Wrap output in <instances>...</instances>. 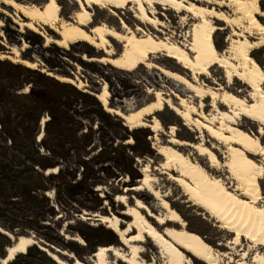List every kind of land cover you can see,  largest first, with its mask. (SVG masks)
Wrapping results in <instances>:
<instances>
[{
  "label": "bare ground",
  "instance_id": "bare-ground-1",
  "mask_svg": "<svg viewBox=\"0 0 264 264\" xmlns=\"http://www.w3.org/2000/svg\"><path fill=\"white\" fill-rule=\"evenodd\" d=\"M46 1L41 6L15 0H0V4L5 3L13 7L16 13L27 18L24 26L30 31L43 34L40 27L45 25L61 36L56 40L47 36V42L63 48L78 41L88 42L108 54L106 58L90 61L111 64L127 72L139 65H145L149 69L152 67L164 78L184 86L186 91L199 99V103L196 104L185 98L179 90L173 92L175 101L166 97L164 92L153 91L156 100L152 104L126 114L110 107L107 84H104L101 92L97 94L106 111L121 116L126 126L130 128L161 130L162 124L157 117H153L150 124L145 118L163 111L164 106H169L184 123L202 133H208L215 141L225 145L226 160L222 162L219 155L214 152L213 146L206 145L203 141L196 144L181 141L174 134L176 126H172L170 131L172 138L168 141L170 145L164 144L156 148L157 153L163 158L159 167L175 173L169 174V177L178 184L185 198L193 205L203 208L218 222H222V228L233 232L235 244L239 245L243 239H247L253 247L264 248V204H260L264 198L261 187V180L264 178V143L260 137L264 135V67L251 55L252 51L264 47V23L260 20V17H264V12L261 11L260 0H195L201 2L200 5L190 0H76L78 11L71 21L61 18L57 0ZM203 3L228 7L233 16ZM131 5L135 8L134 18L154 28L162 26L161 19L157 17L158 5L164 9H172L178 14L192 16L195 21L189 35L191 40L178 43L158 37L141 27L134 30L124 19L121 20L124 32L115 30L107 23L92 24L93 15L90 9L94 6L110 9L115 15L116 9L124 10ZM182 18L186 19V16L182 15ZM214 19L224 22L232 29L228 52L221 53L215 46L213 34L220 28ZM90 25L92 26L89 32L85 27ZM139 31L143 35H139ZM109 37L123 43L122 52L117 56L110 49ZM11 53L17 57L13 59L14 62L30 69L37 67L34 62L19 59L20 50L16 47ZM160 53L174 59L181 67L190 71L192 78L149 62L151 54ZM0 58L12 59L7 53L1 52ZM215 65L225 70L228 83L226 87L219 85L214 88L201 83L200 77L210 75ZM47 74L55 76L63 83L78 85L79 88L85 87L83 82L77 79L75 81L52 72ZM236 81H241L248 89L241 91L231 89ZM129 93L134 94L133 91ZM207 97L212 101L211 106L216 112L214 114L204 111ZM243 119L259 123V133L244 129L240 122ZM42 135L40 134L39 139ZM185 145L191 146L200 156L205 157L210 168L219 170L224 166L238 184L235 190L228 187L220 176L211 174L198 160L193 159L192 155L184 154L178 148ZM252 156L262 157L261 162ZM150 171L151 167L145 165L142 179L131 188V191L147 189L160 201V206L166 214L154 213L151 204L138 198L131 206L128 205L126 195L117 196V201L128 205L123 215L130 217V220L124 222L120 216L114 214L100 215V222L117 234L124 248L116 245L99 247L93 253L94 264H117L111 260V255L122 264H157L155 259L151 261L145 259L144 244L147 240L154 243L164 264H194L195 259L206 264H223L214 248L201 235L186 229V221L180 212L173 208L166 196L154 188L153 183L157 178L152 176ZM57 172V168L48 170L49 174ZM74 239L82 244L81 239L77 237ZM40 243L32 235L19 236L11 246H8V255L2 259V264H10L17 255L27 253L30 246ZM41 247L58 264H67L56 253ZM228 259L229 262L226 264H264V255L258 251L250 257L248 250H245L238 260ZM74 264L83 263L75 260Z\"/></svg>",
  "mask_w": 264,
  "mask_h": 264
},
{
  "label": "rangeland",
  "instance_id": "rangeland-1",
  "mask_svg": "<svg viewBox=\"0 0 264 264\" xmlns=\"http://www.w3.org/2000/svg\"><path fill=\"white\" fill-rule=\"evenodd\" d=\"M25 4L44 5L46 0H15ZM60 5L61 18L63 17L67 21H71L73 15L78 11V4L76 0H57ZM200 5L201 2L190 0ZM260 6L264 0H260ZM205 4V3H203ZM213 6L220 11H225L232 15L230 8L225 6H218L215 4H205ZM132 9V10H131ZM92 12L93 25L100 23H107L110 27L115 30L124 32L121 28V20L124 19L128 25L137 30V27H141L147 32L150 31L154 35L168 40H173L178 43H186L191 40L189 37L192 24L194 19L192 16L186 15L185 13H176L172 9H164L158 5L157 17L162 21V26L154 28L151 25H147L134 18L135 8L127 6L126 9H116L117 14H113L110 9H101L94 6L90 9ZM261 11L262 10L261 7ZM182 15L186 16V19L182 18ZM262 23H264V17H260ZM28 19L23 15L16 13L13 7L6 5L5 3L0 4V46H2L4 53L11 56L10 63L15 65H21L13 61L17 57L11 53L14 47L20 50L19 59H26L36 64L35 70L40 73L52 72L53 74L61 75L63 77H69L76 81L83 82L85 87L79 88L78 85H72L74 88H78L82 93L89 94L93 98L89 104H85L84 99H80L75 105L74 110L77 111V119L82 121L83 125L87 127L84 129L88 132V137L92 138V144L89 148L75 149L74 145L68 141L65 145L66 149H73L69 159L63 164V171L67 179V185L74 183L72 176L76 174V181L83 177L81 174L82 167L79 163V153L83 159L91 160V163H95L96 180L97 182L93 185L92 191L98 194L99 208L97 210H88L84 206L73 203L71 200L60 201L56 197L54 192V186L57 190L60 186V182L49 184L50 189L49 195L51 204L55 207L57 215L54 216L55 224L59 227V234L62 235V239L55 236L52 230L43 229L40 232L36 230H29L24 233L23 230L19 233H11L12 242L13 239L19 236H35L36 239L40 240V245H35L41 250V246L46 247L50 252H54L62 261L67 264H74L75 260L81 261L83 264H94V258L91 253H88V246L86 245L89 241L100 242V245L96 246V250L101 246L113 245L123 247V244L119 241V237L116 233H113L108 229L106 224H102L97 218L100 215H118L126 222L130 220V217L123 215L128 205L133 206L135 199L146 201L151 204L154 213L166 214V211L160 206V201L155 199L147 189L142 191H131V188L139 183V180L143 177V168L145 165L151 167V175L156 177V181L153 183L154 188H157L166 198L170 201L173 208L179 211L182 218L186 221V229L201 235L207 243H209L217 255L219 260L226 264L229 262L228 258L232 260H238L241 254L248 250L250 257L254 255V252L258 251L263 253L264 248L261 246H254L247 240L243 239L240 244L234 243V233L228 229L222 228V222H218L216 218H212L203 208L197 207L189 202L183 195L181 188L178 184L174 183L169 174H175L166 169H161L159 166L163 161L162 156L157 153L156 148L160 145H170L169 140L172 138L170 133L172 126H176L175 136L181 141H187L192 144L203 141L206 145L214 147V152L219 155L222 162L226 160L224 151L226 150L225 145L218 143L209 136L208 133H202L191 125L184 123L174 111H171L169 106H164L163 111L155 112L152 116H147L146 122L151 123L153 117H157L162 124L161 130H155L151 128H130L126 126L121 116L115 115L112 112H107L105 105L97 98V94L101 92L104 84L108 85L110 101L109 105L113 110H121L128 114L132 110H139L141 107L152 104L156 100L153 91L164 92L166 97L174 99L176 97L173 92L182 91V95L190 99V101L199 103V99L192 96L191 93L185 90V87L177 84L175 81L167 80L154 68H147L145 65H139L134 70L129 72L117 69L111 64H104L98 61H90V59H101L106 58V54L99 47H93L88 42L78 41L69 47H59L55 43L47 42L46 37L51 39H60L61 36L55 31L51 30L45 25H41L40 29L43 34H39L30 31L24 26V22ZM214 22L218 25V29L214 34V43L218 48L219 52H228L230 47V40L232 38V29L225 25L224 22ZM91 26L85 27V30L89 31ZM90 32V31H89ZM139 35H143L139 31ZM251 40L255 41L254 38ZM111 42L110 49L117 56L122 52L123 43L118 40H114L109 37ZM229 54V53H228ZM251 55L258 61V63L264 67V47L257 48L252 51ZM149 62H153L157 65H162L169 70H173L178 73H183L187 78L191 79L192 74L187 69L181 67L174 59H169L163 53L151 54ZM22 66H24L22 64ZM26 67V66H25ZM27 68V67H26ZM225 70L219 68L217 65L212 67L210 75L201 76V83H206L212 87H219L222 85L226 87L227 78L225 77ZM49 76V75H48ZM52 77V76H50ZM54 78V77H52ZM61 82V81H60ZM218 82L219 84H216ZM63 83V82H61ZM34 85V83H33ZM36 85V84H35ZM31 85L24 86L23 90L19 92L20 95L26 93L31 88ZM264 87V86H263ZM231 89L234 90H246L248 89L241 81H236L235 85H232ZM133 91L134 94L129 92ZM245 94V93H244ZM242 94V95H244ZM246 95V94H245ZM178 101V100H177ZM210 98H205L204 111L207 113L214 114L211 106ZM115 116H118V120ZM241 126L255 134L259 133V123L254 122L250 119H243ZM261 141L264 143V135H260ZM124 150L126 155L133 160L134 172L139 173L138 179L131 183L130 175L120 169L115 164L114 149ZM184 154L192 155L193 159L198 160L211 174L220 176L226 185L232 190L238 186L233 180L232 175L227 172L226 168L222 166L219 170L209 167L207 159L200 156L191 146L185 145L178 147ZM100 154H103V162L101 165L105 167L102 171L101 165L96 164L100 161ZM110 157L106 160V156ZM256 161L261 162L262 157L252 156ZM100 171V172H98ZM114 174L118 175V178L112 177ZM262 193L264 196V178L261 180ZM127 196L128 205L122 204L117 201V196ZM84 205L91 206L93 203L84 201ZM260 204H264V198L260 201ZM98 214V217L95 216ZM47 216V215H46ZM52 217H50L51 219ZM52 220V219H51ZM5 219L2 221L4 223ZM22 222V220H21ZM25 222V220H23ZM0 228H2L0 226ZM178 228V227H177ZM3 229V228H2ZM77 237L82 240V244L76 241L74 238ZM64 239V241H63ZM48 244V245H47ZM40 246V247H39ZM78 246L85 247L83 250H79ZM145 248V259L151 261L155 259L157 264H164L162 258L159 256V252L153 242L147 240L144 244ZM48 254V252H47ZM190 257L193 258L191 254ZM113 262L122 264L119 260L115 259L113 255L110 256ZM250 259V258H248ZM0 258V262H1ZM194 264H206L204 261L194 260Z\"/></svg>",
  "mask_w": 264,
  "mask_h": 264
},
{
  "label": "trees",
  "instance_id": "trees-1",
  "mask_svg": "<svg viewBox=\"0 0 264 264\" xmlns=\"http://www.w3.org/2000/svg\"><path fill=\"white\" fill-rule=\"evenodd\" d=\"M261 7L264 10V2ZM28 85H31L29 91L20 95L19 92ZM92 98L88 93H82L68 83H61L55 77L0 58V226L7 232L19 233L23 228L24 233L47 229L60 239L63 238L54 221L56 206L51 204L48 197L52 189L49 184L55 181L60 182L57 190L54 186L58 200H71L90 211L99 208L101 202H98V194L92 191L97 182L95 163L83 159L79 153L83 177L76 181L77 176L73 175L72 180L75 182L70 185H67L63 171V164L73 151L66 149L68 141L80 150L92 144V138L84 131L87 128L83 125L85 120L79 121L74 110V105L80 99H84L87 105ZM45 118L44 135L38 141L41 123ZM106 158L110 159L108 156ZM112 158L118 168L130 175L131 183L140 178L139 173L132 168L133 160L124 150L114 149ZM99 159L96 164L101 165L103 154H100ZM54 168L58 172L47 175L48 170ZM100 169L103 171L105 167L101 165ZM112 177L118 178V175ZM84 201L93 204L87 206ZM86 240L87 252L93 254L100 242L92 244L89 239ZM10 245L12 239L0 230V258L6 256ZM78 249L83 250L85 247L78 246ZM11 264L58 263L34 245L30 246L27 253L17 255Z\"/></svg>",
  "mask_w": 264,
  "mask_h": 264
},
{
  "label": "water",
  "instance_id": "water-1",
  "mask_svg": "<svg viewBox=\"0 0 264 264\" xmlns=\"http://www.w3.org/2000/svg\"><path fill=\"white\" fill-rule=\"evenodd\" d=\"M97 220H99V221H100V218H99V219L97 218ZM36 240H37V241H39L38 239H36ZM5 258H6V257H5Z\"/></svg>",
  "mask_w": 264,
  "mask_h": 264
}]
</instances>
